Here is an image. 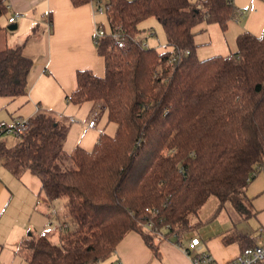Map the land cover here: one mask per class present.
Here are the masks:
<instances>
[{
	"label": "trees",
	"instance_id": "16d2710c",
	"mask_svg": "<svg viewBox=\"0 0 264 264\" xmlns=\"http://www.w3.org/2000/svg\"><path fill=\"white\" fill-rule=\"evenodd\" d=\"M70 1L109 4L107 27L136 41L119 48L101 37L103 75L78 69L65 96L75 104L101 102L116 124L113 135L100 132L90 150L76 146L67 154L66 127L39 110L13 145L0 140L2 164L15 177L30 171L46 197L65 199L68 221L58 242L32 233L17 249L26 264H97L129 230L159 257L157 236L143 223L151 219L178 241L202 224L190 217L211 194L219 198L215 215L232 199L249 217L245 189L264 172V27L238 34L234 52L199 59L192 27L215 22L224 31L240 10L232 0ZM7 3L0 0V17ZM150 17L161 24L168 49L140 44L138 25ZM177 50L180 57L171 62ZM32 64L22 45L0 49V96L25 94ZM68 159L74 167L61 169L59 161ZM236 238L240 249L256 243Z\"/></svg>",
	"mask_w": 264,
	"mask_h": 264
},
{
	"label": "crops",
	"instance_id": "0c3cea01",
	"mask_svg": "<svg viewBox=\"0 0 264 264\" xmlns=\"http://www.w3.org/2000/svg\"><path fill=\"white\" fill-rule=\"evenodd\" d=\"M232 2L240 9L234 0ZM7 5V12L0 17L1 26L7 25L9 17L21 13L22 16L9 24L15 23L22 34L5 45H22L27 52L25 54L32 57L33 64L28 74V89L25 94L0 96V121L10 122L21 117L29 118L39 110L53 112L66 127L62 145L67 154L76 146L90 150L100 132L113 135L116 124L108 121L106 109L101 102L91 100L75 104L65 99V96L76 86L75 73L78 69H89L99 76L104 73L103 58L97 53L93 41L95 26L104 23L100 17L103 14L95 11L92 1L74 6L70 0H8ZM40 27L41 38L34 37L32 43L29 40L22 42L23 38L32 32V35L36 36V29ZM244 31H248L246 26L232 25L231 20L228 21L224 31L215 22H201L193 26L191 32L196 44L197 57L203 59L216 54L227 55L234 52L237 48L236 37ZM34 44H41V50L36 52ZM92 118L95 124L88 126L87 122ZM0 140L4 141L2 137ZM20 177H15L0 159V241L3 243L7 239L10 240V243H7L10 256L3 260L9 264H15L16 260L26 264L17 249L29 239L25 237V230H30L29 228L33 226L32 213L28 218L23 219L20 225L15 226L12 221L14 189L17 187V191L21 192L14 180ZM245 194L250 199L248 204L252 214L249 217H253L259 227L258 235L239 232L235 226L214 234L205 232L198 235L202 249L209 251L219 262H226L239 252L240 244L237 236L252 237L256 243L263 239V171L257 172L249 181ZM34 206L35 202L31 209L33 211ZM45 216L49 217V222L55 219L60 220L59 215L51 209L45 212ZM63 221L65 222L64 219ZM42 231L33 230L28 235L42 233ZM213 231H215L214 228ZM194 235L182 236L178 241L173 235L156 239L160 252L157 257L139 232L129 230L116 244L115 251L106 259L107 261L97 264H110L115 260H119L120 264H192L185 248H190L189 242ZM3 245L4 243L0 247ZM1 253L2 251L0 255Z\"/></svg>",
	"mask_w": 264,
	"mask_h": 264
},
{
	"label": "rangeland",
	"instance_id": "374dc122",
	"mask_svg": "<svg viewBox=\"0 0 264 264\" xmlns=\"http://www.w3.org/2000/svg\"><path fill=\"white\" fill-rule=\"evenodd\" d=\"M235 3L240 7V11L243 12L242 15H238L235 18L231 19L232 25H240L243 24L246 26V30L259 34L261 33L264 27V0H234ZM102 18L103 24L106 26L105 14L100 15ZM18 18V17H17ZM7 25L1 27L0 29V49L4 48L6 43H9L13 38H17V36H21V31L17 28L9 29ZM139 28L142 30L140 32V36L142 38L145 37L144 30L151 28L153 30V34L146 36L145 40L148 42L149 47H154L159 51H163L169 48L166 44V39L164 35L163 28L161 24L154 18H147L139 23ZM36 36L32 35V33L23 38L22 42H29L34 40V37L39 36L41 38V27L36 29ZM32 43V42H31ZM34 50L36 52L41 50V44H34ZM24 53L26 52L25 49ZM27 53V52H26ZM5 141L6 145L11 146L17 140V138L11 134H3L1 136ZM61 169H70L74 167V164L70 159L68 160H60L59 161ZM16 181L17 186L20 187L21 192H18L17 187L14 189L15 195L13 198V213H12V221L15 226L20 225L23 219H26L32 213V222L33 226L30 227V230H25V237H29L28 233L30 231L43 230L42 233L49 238L52 243L58 242V233H59V225L58 222L62 223V219L66 222L68 218L64 216V198L57 197L52 198L51 200L46 197L45 191H40V180L37 176L32 174L30 171H25L20 179L14 180ZM39 192V193H38ZM35 202L34 211L32 209V205ZM219 202L218 196L211 194L204 202V204L197 210L196 215L190 217V222L201 221L197 228L193 229V231L185 234L184 236H189L191 234L201 235L205 232L208 234H214L215 232L224 231L230 226H235L239 230V232H246L247 234H252L256 236L259 234L258 225H256V220L253 217H247L246 212L237 208L235 204V200L229 199L226 201L224 207L216 213L215 209ZM51 209L54 213L56 212L59 215L60 220L56 219L53 222H49V217L45 216V212ZM248 210H250L248 205ZM215 215V216H214ZM212 218V219H211ZM213 228L215 231H213ZM10 240L3 241V247H0L1 259L0 264H9L3 262L7 257L9 258V245ZM0 241V245L3 244ZM107 259V258H106ZM103 259L101 263H105L107 260ZM3 262V263H2ZM98 262V263H99ZM15 264H21L18 260L15 261Z\"/></svg>",
	"mask_w": 264,
	"mask_h": 264
},
{
	"label": "built area",
	"instance_id": "2783aa9c",
	"mask_svg": "<svg viewBox=\"0 0 264 264\" xmlns=\"http://www.w3.org/2000/svg\"><path fill=\"white\" fill-rule=\"evenodd\" d=\"M95 6V11L97 13L106 14V11L109 8V4L104 1L93 2ZM241 10V9H240ZM238 11V15H242V11ZM22 16L21 13H16L15 15L8 18V22H13L17 17ZM145 37L139 40L140 44L147 48L149 47L148 42L145 40L146 36L153 34V30L148 28L144 30ZM105 35H108L111 40V45H114L119 48L126 47L129 42L136 41L135 37L127 38L125 33L120 29V27H115L109 29L108 27L101 26L97 24L93 33V41L98 44L99 39ZM188 50L184 51V54H187ZM181 51L177 50L174 54L171 55L170 61L174 62L180 57ZM71 120L73 118L71 117ZM95 124V120L89 119L87 122L88 126ZM30 129L29 119L25 117L18 118L14 121H0V137L3 134H11L17 139H20L28 130ZM144 227L147 229H152L156 234L157 239L164 238L163 230H159L154 227L153 221L151 219L143 223ZM66 226V223L63 221L60 223L59 228ZM164 229V227H163ZM174 236V235H173ZM190 248H185V252L189 256L192 264H264V236L263 239L255 243L252 246H246L239 250V252L227 260L226 262H219L209 251L202 249V243L198 236L194 235L191 237L189 242ZM110 264H120L119 260L112 261Z\"/></svg>",
	"mask_w": 264,
	"mask_h": 264
},
{
	"label": "water",
	"instance_id": "95a60500",
	"mask_svg": "<svg viewBox=\"0 0 264 264\" xmlns=\"http://www.w3.org/2000/svg\"><path fill=\"white\" fill-rule=\"evenodd\" d=\"M8 28L9 29H14V28H16V24L15 23L9 24Z\"/></svg>",
	"mask_w": 264,
	"mask_h": 264
}]
</instances>
